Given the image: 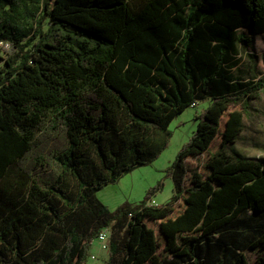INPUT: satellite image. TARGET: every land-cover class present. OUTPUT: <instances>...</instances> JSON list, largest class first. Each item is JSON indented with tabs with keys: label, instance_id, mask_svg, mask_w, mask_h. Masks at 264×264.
I'll use <instances>...</instances> for the list:
<instances>
[{
	"label": "trees",
	"instance_id": "trees-1",
	"mask_svg": "<svg viewBox=\"0 0 264 264\" xmlns=\"http://www.w3.org/2000/svg\"><path fill=\"white\" fill-rule=\"evenodd\" d=\"M262 34L264 0H0V264H81L103 230L105 264H264V155L226 149L264 113ZM205 99L171 200L110 211Z\"/></svg>",
	"mask_w": 264,
	"mask_h": 264
},
{
	"label": "rangeland",
	"instance_id": "rangeland-1",
	"mask_svg": "<svg viewBox=\"0 0 264 264\" xmlns=\"http://www.w3.org/2000/svg\"><path fill=\"white\" fill-rule=\"evenodd\" d=\"M44 23L45 29L47 27L46 20ZM241 31H243V29L239 30V32ZM253 39L256 46H250L249 50L253 52H256L255 49L258 50V65L264 70V34L253 35ZM17 53V49L11 43H9V45L3 44L0 49V68L5 66L8 58ZM209 103L210 99L198 101L195 105L187 107L170 122V140L167 146L152 162L136 166L130 172L119 177L117 181L104 185L96 192L97 197L110 211H114L118 206L124 203H130L132 205L139 204L145 199L147 191L151 188H156L158 185L159 188L150 195V200L156 205L164 204L171 200L173 196V184L168 175V167L175 159L180 149L189 141L196 129L198 122L197 116ZM253 104L264 112V90L261 91V99L259 101H254ZM245 123L246 129L243 134H248L251 129H254L256 132L255 134L262 136L264 139V113L253 112L246 117ZM241 142H239L237 146L242 150L244 143L242 145ZM233 146V144H229L226 149L229 152H234ZM242 152L244 151L242 150ZM245 154L255 156V153ZM254 217L260 219L259 225H261L259 228L264 226V214L259 216L254 215ZM96 245L98 246L95 241L93 246ZM248 256L253 260V256L250 253H248ZM102 257L104 259L106 258V256Z\"/></svg>",
	"mask_w": 264,
	"mask_h": 264
},
{
	"label": "crops",
	"instance_id": "crops-1",
	"mask_svg": "<svg viewBox=\"0 0 264 264\" xmlns=\"http://www.w3.org/2000/svg\"><path fill=\"white\" fill-rule=\"evenodd\" d=\"M253 45L256 46V44L254 43V39L252 37L251 46H253ZM255 51H256L255 53L258 55V52H257L258 50L255 49ZM243 64L244 63H242V65H240V66L244 67ZM235 68H236V66L232 67L233 70ZM245 120H246V118L244 119L243 131L241 132L239 138L233 143L234 152L239 153L241 155H244V156H246L248 158L259 159V158H261L264 155V139L262 138V136H259V135L255 134L256 132H255L254 129H251V131L248 134H243L245 129H246ZM239 142H241L242 145L244 143V147L242 148V150L245 153H255V156L254 155H248V154H245L244 152H242V150L237 146V144ZM149 203L150 204H155V203H153L152 200H150ZM93 245H94V243L91 245V247L89 249V252L97 254L99 256V258L102 259V260H106L107 256H108V253L100 250L99 246H97V245L93 246ZM102 256H106V258L104 259Z\"/></svg>",
	"mask_w": 264,
	"mask_h": 264
},
{
	"label": "built area",
	"instance_id": "built-area-1",
	"mask_svg": "<svg viewBox=\"0 0 264 264\" xmlns=\"http://www.w3.org/2000/svg\"><path fill=\"white\" fill-rule=\"evenodd\" d=\"M192 105H195V103H193ZM95 241L97 242L100 250L108 253V232L106 230L101 231L97 235V237L91 242V245ZM81 264H105V260L100 259L99 256L95 253L88 252L86 258Z\"/></svg>",
	"mask_w": 264,
	"mask_h": 264
}]
</instances>
